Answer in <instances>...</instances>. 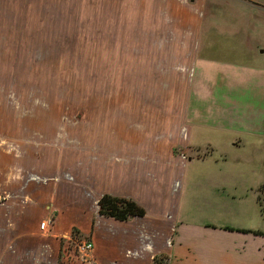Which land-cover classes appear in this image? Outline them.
Masks as SVG:
<instances>
[{
	"label": "rangeland",
	"instance_id": "374dc122",
	"mask_svg": "<svg viewBox=\"0 0 264 264\" xmlns=\"http://www.w3.org/2000/svg\"><path fill=\"white\" fill-rule=\"evenodd\" d=\"M197 1L0 0V225L9 230L8 225L16 228L23 222L21 230L27 232L35 228L26 226L36 224L39 234L34 241L41 244L49 264H56L52 236L61 243L57 264H64L65 256L75 261L72 245L66 249L68 242L91 240L95 221L101 216L95 198L84 192V186H76L82 188L81 196L63 203L75 188L69 185L68 162L87 157L86 150L92 144H104L91 143L97 131L108 132L113 140L116 125L133 123L137 111L134 104H138L134 94L139 89L146 95L184 94L185 101L174 102L199 109V115L189 119L210 125L198 135L211 145L202 150L174 149L176 155L196 157L186 168H180L178 176L184 177L172 188L174 200L181 199L187 218L223 224L225 229L264 231V144L259 137L244 133L240 135L245 144L233 146L238 135L215 128L224 122L213 114L214 104L222 106V115L228 114V102L222 98L228 93L240 97L249 113L264 109V73L249 77L223 64L230 60L246 65L264 63V52L260 53L264 51V33L248 35L252 52L242 49L245 29L251 32L253 26H263L264 6L248 0H206V12L214 9L222 32L216 30L209 36L211 45L205 50L216 64L196 68L189 79L192 83H184L187 79L182 73H173V84L167 86L157 82L154 70L149 71V56L154 52L148 46L164 40L156 38L158 34L167 35L168 44H181V32H150L156 28L154 9L169 11L171 4L172 9L179 10L182 4ZM161 18L163 28V15ZM173 18L181 28L179 15ZM172 24L169 21V30ZM236 28L243 33H228ZM234 44L241 48L232 49ZM217 71V76L211 77ZM140 75L147 78L145 84H139ZM212 87L215 98L212 93L204 96ZM250 102L256 107L248 105ZM223 156L228 160L223 161ZM52 186L56 196L50 191ZM48 219L51 225L42 230L41 223ZM58 224L62 229L68 227L58 233Z\"/></svg>",
	"mask_w": 264,
	"mask_h": 264
},
{
	"label": "crops",
	"instance_id": "0c3cea01",
	"mask_svg": "<svg viewBox=\"0 0 264 264\" xmlns=\"http://www.w3.org/2000/svg\"><path fill=\"white\" fill-rule=\"evenodd\" d=\"M205 1L198 0L188 6L182 4L179 10L172 9L171 4L168 7L169 11L167 8L164 11L154 9L156 28L150 32H181L180 45L168 44V36L158 34L156 38H164V43L162 41L161 44L148 46L152 48L151 52H154V55L149 56V71L154 70L159 76H156L159 79L158 83L172 85L173 81H170V78H173L171 76L173 73H182L183 78L187 79L184 83H192L189 79H192L196 68H200V65L208 68V65L216 64V59L206 55L205 50L210 47V37L216 33L215 31L222 32L217 27L214 9L211 8L209 13L206 12ZM248 1L252 4L261 3L264 6V2L258 0ZM175 14L179 15L181 28L177 26L180 24L177 19L173 18ZM161 15L164 17L163 28ZM169 21L174 24L172 30H169ZM262 24L264 26V23ZM263 26H253L251 32L245 29L243 36L246 43L245 47H242L244 52L253 51L248 35L254 37L260 32L264 33ZM228 33L235 36L243 32L236 28ZM233 46L234 50L239 47L235 44ZM263 52L260 51L261 54ZM223 64L231 71L240 69L249 77L264 73V63L260 62L246 65L241 60H230ZM219 71L220 74H224L220 69ZM216 74L218 71L211 77H216ZM144 78L147 79L140 75L139 84L146 83ZM149 79L151 80V77ZM205 84L211 85L210 82ZM215 92V88L212 87L204 96L207 97L212 93L215 98ZM134 95L138 104H134V109L137 111L133 123L130 124L128 121L126 124L116 125V136L113 140L107 136L108 132L97 131V138H92L91 143L101 141L104 144L98 143L95 146L92 144L93 147H90L89 151L86 150L87 157L73 158L66 168L72 180L69 185L75 188L70 189L68 198L66 196L64 200L61 199L63 203H71L72 197L81 196L82 188L76 187L81 185L85 187L84 192L95 198V206L100 197L111 194L132 198L146 209L144 217H134L125 221L98 216L99 220L95 221L91 239L94 243L96 264H154V258L161 254L169 257L170 264H264V231L238 227L225 229L223 224L191 222L187 218L188 214L185 213L181 199L174 200L176 195L172 192L174 183L184 177V174L182 177L178 176L180 168H186V165L196 158L192 156L186 158L183 153L176 155L174 149L195 147L202 150L207 145H211L205 143L198 135L200 129L210 128V125L189 119V116L199 115L200 110L190 109L188 103L186 107L185 103L177 105L174 101H185L182 93L170 92L169 95H158L154 92L146 95L139 89ZM229 95L230 93L228 97L222 96L228 102L226 105L228 114H223L224 117L221 114L222 106L214 104V117L224 122L215 128L229 129L227 131L238 135L232 141V145L236 147L245 144V140L240 135L244 133L259 137L260 142L264 144V109L249 113L244 106L245 103L239 100L240 97ZM248 105L256 107L252 102ZM99 134H102L101 137ZM205 158L197 159L205 160ZM221 159L228 160L224 156ZM221 159L217 162H221ZM55 165L57 167V163ZM53 189L52 186L50 191L53 192ZM53 194L56 196L55 191ZM143 198L146 201L143 202ZM258 205L261 210L262 206L259 202ZM261 216H264L262 211ZM57 219H60V216ZM22 224L23 222L16 228L8 225L9 230L0 225V234L4 235L0 237L3 239V245L0 243V264H49L50 261L48 262L45 257L42 246L39 247L41 244L34 241V237L39 234L36 231V224L26 226L25 228H35L27 232L21 230ZM58 226V233L68 227L62 229L59 224ZM237 233L243 236H236ZM52 237L55 239H51L55 241L53 252L54 254L56 252L52 259L57 264L61 243L57 236ZM43 239L44 237L41 241H45ZM68 260L69 258H62L64 264H84L77 259Z\"/></svg>",
	"mask_w": 264,
	"mask_h": 264
},
{
	"label": "trees",
	"instance_id": "16d2710c",
	"mask_svg": "<svg viewBox=\"0 0 264 264\" xmlns=\"http://www.w3.org/2000/svg\"><path fill=\"white\" fill-rule=\"evenodd\" d=\"M97 206L99 215L120 221L129 220L134 217H144L146 215V209L129 197L104 194L98 200ZM154 264H170L169 257L163 254L158 255L154 258Z\"/></svg>",
	"mask_w": 264,
	"mask_h": 264
},
{
	"label": "built area",
	"instance_id": "2783aa9c",
	"mask_svg": "<svg viewBox=\"0 0 264 264\" xmlns=\"http://www.w3.org/2000/svg\"><path fill=\"white\" fill-rule=\"evenodd\" d=\"M51 225V219H48L46 221H43L40 225L42 230H46ZM70 245H72V254L75 256V258L84 263V264H94L95 258L93 255L94 252V243L92 240H78L72 242H68V249L70 248Z\"/></svg>",
	"mask_w": 264,
	"mask_h": 264
},
{
	"label": "flooded vegetation",
	"instance_id": "af4514ba",
	"mask_svg": "<svg viewBox=\"0 0 264 264\" xmlns=\"http://www.w3.org/2000/svg\"><path fill=\"white\" fill-rule=\"evenodd\" d=\"M67 245H68V244H67ZM66 249H68V246H67V248H66ZM69 249H70V248H69ZM69 249H68V250H69ZM64 258L68 259V258H67V256H65Z\"/></svg>",
	"mask_w": 264,
	"mask_h": 264
}]
</instances>
